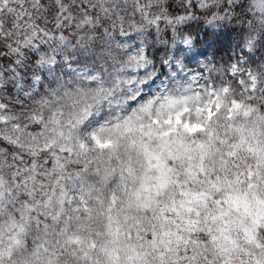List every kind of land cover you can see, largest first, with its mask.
I'll return each instance as SVG.
<instances>
[{"label":"snow or ice","instance_id":"snow-or-ice-1","mask_svg":"<svg viewBox=\"0 0 264 264\" xmlns=\"http://www.w3.org/2000/svg\"><path fill=\"white\" fill-rule=\"evenodd\" d=\"M0 264H264V0H0Z\"/></svg>","mask_w":264,"mask_h":264},{"label":"trees","instance_id":"trees-1","mask_svg":"<svg viewBox=\"0 0 264 264\" xmlns=\"http://www.w3.org/2000/svg\"><path fill=\"white\" fill-rule=\"evenodd\" d=\"M222 32H227L228 29L227 28H224L221 30ZM225 42V41H224ZM223 41L217 43L214 47V53L215 55L212 57V59H215L217 61L221 60V58L223 59H227L228 58V50H227V47L225 45Z\"/></svg>","mask_w":264,"mask_h":264},{"label":"rangeland","instance_id":"rangeland-1","mask_svg":"<svg viewBox=\"0 0 264 264\" xmlns=\"http://www.w3.org/2000/svg\"><path fill=\"white\" fill-rule=\"evenodd\" d=\"M224 42V41H223ZM225 43V45H226V47H227V43L226 42H224ZM202 51L204 50L203 48L201 49ZM227 50H228V48H227ZM213 53H214V48H212V49H207V56H208V59H212V57L214 56L213 55ZM228 55H231V53L229 52V50H228ZM201 60H203L204 58L203 57H201L200 58ZM200 69H198V68H196V65H195V62H193L192 64H190L189 65V71L190 72H197V71H199ZM194 87H196L195 85H194Z\"/></svg>","mask_w":264,"mask_h":264}]
</instances>
